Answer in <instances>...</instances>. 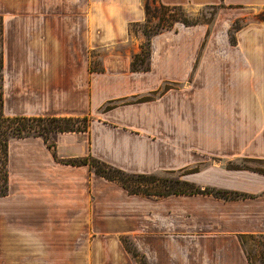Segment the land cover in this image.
<instances>
[{
    "label": "crops",
    "instance_id": "1",
    "mask_svg": "<svg viewBox=\"0 0 264 264\" xmlns=\"http://www.w3.org/2000/svg\"><path fill=\"white\" fill-rule=\"evenodd\" d=\"M147 0H0L2 112L88 118L87 128L9 139L0 264H251L264 235V0L211 6L210 24L150 38L132 70ZM153 1V0H150ZM238 26L236 27V25ZM241 194H132L72 160Z\"/></svg>",
    "mask_w": 264,
    "mask_h": 264
},
{
    "label": "trees",
    "instance_id": "2",
    "mask_svg": "<svg viewBox=\"0 0 264 264\" xmlns=\"http://www.w3.org/2000/svg\"><path fill=\"white\" fill-rule=\"evenodd\" d=\"M153 3H157L158 14L161 13L160 28L169 29L173 23L171 20L180 21L182 19H175L173 15L167 12L173 9L180 8L177 5H164L153 0ZM151 6L147 1L145 3V20L150 22ZM158 16V15H157ZM259 20H264V11L256 16ZM185 25H192L197 23H187L182 21ZM238 24L236 25V27ZM131 26V31H132ZM161 32L158 28L150 31L143 45L140 46L138 53L132 56L131 68L132 70H148L149 69V57H150V38L152 35ZM0 80H1V58H0ZM1 87V85H0ZM73 119H80L75 117H36V116H7L2 112V97L0 91V195H4L7 192V144L9 139L13 137H21L25 135H40L45 141H47L49 148L54 152V144L49 141V134L55 131H77L87 128L88 118H81L86 124L74 125L71 124ZM77 122V121H76ZM61 123L64 125L61 126ZM72 163L76 164H89L91 167H95V172L104 176L107 179L115 180L119 182L129 193L152 195V196H166L172 193H207L224 198H235L241 194L230 191L216 190L213 188L205 187L200 188L187 181L177 179H163L159 174H129L125 173L115 167H112L106 163H103L97 159L91 157H84L81 159L72 160ZM107 170L113 171L121 178H117L114 175H109ZM174 173L172 171L165 172L164 174ZM263 236V235H259ZM254 237V236H249ZM257 237V236H255ZM241 241H244V237H241ZM125 248L135 258L137 264H147L144 256L136 250L131 241L126 238L122 239Z\"/></svg>",
    "mask_w": 264,
    "mask_h": 264
},
{
    "label": "rangeland",
    "instance_id": "3",
    "mask_svg": "<svg viewBox=\"0 0 264 264\" xmlns=\"http://www.w3.org/2000/svg\"><path fill=\"white\" fill-rule=\"evenodd\" d=\"M151 6V14H150V22H146L144 20L141 23L135 24L132 27V33L136 34L141 38L140 46L143 45L148 37L147 34L150 33L152 29H159L161 32L165 29L160 28V18L161 13L158 14V6L157 3H153V1L147 0ZM146 1V2H147ZM264 9H259L256 11V16L263 12ZM216 9L211 6H181L180 8L173 9L172 11L167 12L170 15H173L175 19H182L180 21L171 20L173 25L169 29L183 24V20L187 23H207L210 24L213 21L215 16ZM158 15V16H157ZM185 25V24H184ZM155 35V34H154ZM153 36V35H152ZM77 121V122H76ZM71 124L81 125L86 124L82 119H73ZM64 123H61V126ZM95 168V167H94ZM109 175H114L117 178H121V175L107 170ZM163 179H177L180 176V173H170V174H159ZM246 252L248 253L251 264H264V235L257 237H247L243 241Z\"/></svg>",
    "mask_w": 264,
    "mask_h": 264
}]
</instances>
